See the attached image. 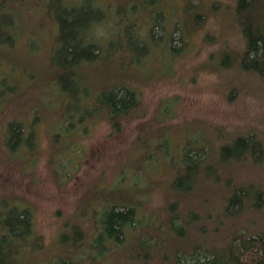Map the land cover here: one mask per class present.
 Here are the masks:
<instances>
[{
  "label": "rangeland",
  "instance_id": "374dc122",
  "mask_svg": "<svg viewBox=\"0 0 264 264\" xmlns=\"http://www.w3.org/2000/svg\"><path fill=\"white\" fill-rule=\"evenodd\" d=\"M238 5L0 0V202L29 208L30 239L42 245L20 247L28 264L69 254L145 264L131 253L143 238L151 264H191L233 233L264 231V75L243 65ZM77 10L91 20L76 42L96 46L65 65L58 14ZM254 10L264 20V0ZM125 89L140 108L115 126L100 102ZM13 125L22 134L11 150ZM189 149L201 153L194 172ZM111 203L134 207L140 222L126 227L123 246L110 239L93 255L84 243L98 239L97 212Z\"/></svg>",
  "mask_w": 264,
  "mask_h": 264
},
{
  "label": "trees",
  "instance_id": "16d2710c",
  "mask_svg": "<svg viewBox=\"0 0 264 264\" xmlns=\"http://www.w3.org/2000/svg\"><path fill=\"white\" fill-rule=\"evenodd\" d=\"M260 4V0H239L237 17L241 23L242 29L246 36L247 51L244 56V67L246 69H253L258 73L264 75V20L257 18L253 11ZM263 8V7H262ZM59 22L61 24V35L59 41L65 44L64 50L60 51L59 58L63 59L62 63L69 65L70 62H75L80 58L90 59L94 54V47L96 45L83 46L76 42L78 31L83 30L87 23L91 20V15H82L80 10L73 11H60L58 14ZM93 19V18H92ZM1 37L4 33H0ZM89 50H92L90 52ZM92 54V55H91ZM69 75V74H68ZM123 95L115 93V91L107 92L105 99L100 102V109L108 114L109 120L118 126L117 119L119 117L130 115L131 112L137 111L140 108V97L134 91L125 89ZM20 127L12 126L10 128L11 138L6 143L7 148L14 150V144L21 142ZM246 139H237V144H241ZM151 155L150 158H152ZM199 151L189 152L186 154V162L190 163V170L194 172L199 165L201 159ZM69 160V159H68ZM125 166L121 168V174H124ZM123 171V172H122ZM243 192V191H242ZM242 194H245L243 192ZM242 194L236 193L229 200V207L233 208L234 203H240ZM0 264H28V255L22 252L20 247H27L31 252L37 250L42 245L41 238L35 237L34 240L30 239V211L28 207L19 209L16 204H10L8 199L0 202ZM118 204L111 203L107 208H101L97 213L101 218V231L99 232L98 239L93 241H86L87 250L94 255L99 248L101 254L104 255L107 251L106 241L114 239L116 241L115 247L123 246L124 239L122 236L125 234V229L131 224L136 225L140 222V217L136 218V211L134 207L130 206L128 211H121ZM127 209L126 207H124ZM29 237V238H28ZM66 240V237L62 240ZM78 239L73 242L74 250L71 253L79 251ZM138 247L136 250L131 251L132 256H137L145 264H151L147 249H153L152 241L143 238L141 242L137 241ZM141 246H144V255L142 254ZM202 257H197L191 264H264V231L259 235L233 233L224 246L209 247ZM151 253V252H150ZM83 256V255H82ZM145 257V258H144ZM186 258V256L179 252L176 259ZM73 254L59 255L56 259V264H82L80 259ZM91 260L94 256L91 255ZM29 261V262H28ZM187 264V263H181Z\"/></svg>",
  "mask_w": 264,
  "mask_h": 264
}]
</instances>
